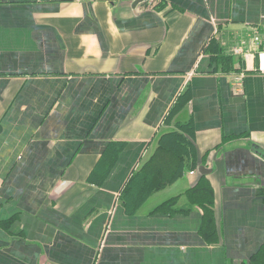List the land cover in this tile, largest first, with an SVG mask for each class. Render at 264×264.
I'll return each instance as SVG.
<instances>
[{
	"label": "crops",
	"instance_id": "crops-1",
	"mask_svg": "<svg viewBox=\"0 0 264 264\" xmlns=\"http://www.w3.org/2000/svg\"><path fill=\"white\" fill-rule=\"evenodd\" d=\"M255 32L264 0H0V264H264ZM144 165L182 169L130 205Z\"/></svg>",
	"mask_w": 264,
	"mask_h": 264
},
{
	"label": "trees",
	"instance_id": "trees-1",
	"mask_svg": "<svg viewBox=\"0 0 264 264\" xmlns=\"http://www.w3.org/2000/svg\"><path fill=\"white\" fill-rule=\"evenodd\" d=\"M176 108L173 110L172 115ZM178 137V136H177ZM179 140V138H178ZM158 168V170H157ZM168 167H155L144 165L139 172H137L130 181V185L127 187V195H130L127 200L130 205L139 206L142 202L146 200L155 190L165 187L168 184L173 183L179 176L182 167L175 166L170 171H173L168 180H164L162 174L168 172ZM177 198L170 199L163 203L160 207H165L170 204L175 203ZM159 207V208H160ZM263 251V252H262ZM261 251V254L264 253V249Z\"/></svg>",
	"mask_w": 264,
	"mask_h": 264
},
{
	"label": "built area",
	"instance_id": "built-area-1",
	"mask_svg": "<svg viewBox=\"0 0 264 264\" xmlns=\"http://www.w3.org/2000/svg\"><path fill=\"white\" fill-rule=\"evenodd\" d=\"M233 52L240 58L244 59H247L249 58V56L254 55L258 61L256 71L264 73V47L263 39L259 32L253 33L249 40L241 39L239 43L234 46ZM245 76V69L234 75L236 83L235 88L239 91L243 90V81Z\"/></svg>",
	"mask_w": 264,
	"mask_h": 264
},
{
	"label": "water",
	"instance_id": "water-1",
	"mask_svg": "<svg viewBox=\"0 0 264 264\" xmlns=\"http://www.w3.org/2000/svg\"><path fill=\"white\" fill-rule=\"evenodd\" d=\"M206 169H207V168H206L205 166L200 167V171H201V172H205Z\"/></svg>",
	"mask_w": 264,
	"mask_h": 264
}]
</instances>
